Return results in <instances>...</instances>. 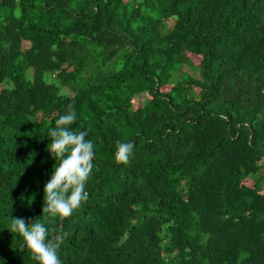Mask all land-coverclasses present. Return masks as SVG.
I'll list each match as a JSON object with an SVG mask.
<instances>
[{
  "label": "trees",
  "instance_id": "obj_1",
  "mask_svg": "<svg viewBox=\"0 0 264 264\" xmlns=\"http://www.w3.org/2000/svg\"><path fill=\"white\" fill-rule=\"evenodd\" d=\"M69 106L89 196L52 217ZM11 217L61 264H264V0H0V264H38Z\"/></svg>",
  "mask_w": 264,
  "mask_h": 264
},
{
  "label": "clouds",
  "instance_id": "obj_2",
  "mask_svg": "<svg viewBox=\"0 0 264 264\" xmlns=\"http://www.w3.org/2000/svg\"><path fill=\"white\" fill-rule=\"evenodd\" d=\"M76 121V113L69 109L55 120L47 137L50 143L47 150L59 164L53 166L50 179L44 186V207L42 214L52 217H69L75 209L88 199L85 190L87 180L93 168L94 145L86 140L87 131H77L70 126ZM135 145L132 142H117L114 158L117 163H128ZM11 233H17L23 239L20 250L25 248L38 264H61L58 250L63 237L48 239V229L37 218L26 222L19 217H11Z\"/></svg>",
  "mask_w": 264,
  "mask_h": 264
},
{
  "label": "rangeland",
  "instance_id": "obj_3",
  "mask_svg": "<svg viewBox=\"0 0 264 264\" xmlns=\"http://www.w3.org/2000/svg\"><path fill=\"white\" fill-rule=\"evenodd\" d=\"M24 44H26V43H24ZM184 69H186V68H184ZM186 70H187V69H186ZM29 73H30V72H28V73H27V76H29V75H30Z\"/></svg>",
  "mask_w": 264,
  "mask_h": 264
}]
</instances>
